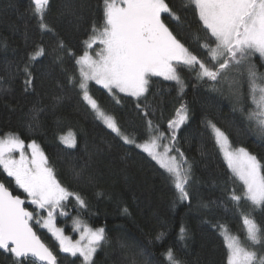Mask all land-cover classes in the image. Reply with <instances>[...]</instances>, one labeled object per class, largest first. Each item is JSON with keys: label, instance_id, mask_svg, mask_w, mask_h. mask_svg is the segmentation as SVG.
I'll return each instance as SVG.
<instances>
[{"label": "trees", "instance_id": "1", "mask_svg": "<svg viewBox=\"0 0 264 264\" xmlns=\"http://www.w3.org/2000/svg\"><path fill=\"white\" fill-rule=\"evenodd\" d=\"M168 2L181 16L182 30L166 22L190 51L206 60L205 51L195 40L196 33L202 40L204 33L193 10H184L185 0ZM33 9L31 0H0V136L18 134L26 145L35 140L56 178L87 202V210L78 211L75 201L70 200L66 208L70 215L57 216L58 225L71 235V223L79 214L91 227L105 228L107 241L95 255V264H167L164 254L168 248L183 264H226L223 237L214 225L224 224L246 242L242 217L227 200L228 192L235 189L240 194L242 185L233 180L205 122L210 120L225 131L233 147H245L264 162V138L245 119L247 111L254 110L246 70L230 72L232 77L223 74L217 83L197 80L195 71L182 69L186 85L182 96L174 81L158 77L150 79L148 92L139 100L118 93L119 104L106 90L89 86L98 104L115 117L126 134L138 140L146 132L148 120L170 135L168 121L181 103L187 104L190 118L176 133V147L192 165V181L190 200L181 202L167 173L96 120L82 102L78 87L69 83L70 76H78V66L59 51L58 44L63 41L76 56L81 55L93 24L102 25L103 0H50L45 23L53 32L39 28ZM37 46H42L46 55L30 65L33 85L26 90L23 68ZM253 59L258 73L264 74V60L258 56ZM234 89L241 95L239 105ZM138 103L140 108L136 107ZM240 106L245 114L239 111ZM33 116L37 119L30 128ZM69 131L75 133L74 149L64 147L59 140ZM0 182L23 198L2 169ZM26 207L32 210V206ZM241 209L251 211L264 227V206L255 208L242 201ZM181 226L187 231L184 240L179 239ZM34 230L56 254L58 264H81L77 258L61 253L46 230L39 225H34ZM251 250L264 256V245L251 246ZM0 264L14 261L9 253L0 251ZM25 264L36 263L27 259Z\"/></svg>", "mask_w": 264, "mask_h": 264}, {"label": "snow or ice", "instance_id": "2", "mask_svg": "<svg viewBox=\"0 0 264 264\" xmlns=\"http://www.w3.org/2000/svg\"><path fill=\"white\" fill-rule=\"evenodd\" d=\"M31 2L33 14L39 18V28L53 32L45 23L50 0ZM188 8L193 10L204 33L203 40L199 32L195 40L205 51L206 60L190 51L166 22L171 21L182 30L181 16L168 0H103L102 25L93 24L91 35L83 41L81 55L76 56L63 41L58 44L59 51L73 58L78 66V76H70L69 83L78 87L82 102L91 109L94 118L125 144L134 145L155 161L167 173L181 202L190 200L188 188L192 181V165L176 147V133L190 118L187 104L181 103L168 121L170 135L148 120L146 132L138 140L131 133L126 134L115 117L98 104L90 93L89 83L94 81L106 89L119 104L118 93L137 100L143 97L148 92L151 77L174 81L182 96L186 86L180 74L182 69L195 71L197 80L218 83L230 68H243L247 72L249 97L255 106L254 110L247 111L245 119L253 122L258 135L264 138V74L258 73L253 59L258 56L264 60V0H185L184 10ZM96 44L100 47L93 54L90 50ZM45 55L42 46L29 54L23 68L26 90L33 85L30 65ZM57 59L63 60L60 56ZM233 92L239 105V90ZM136 107L140 108V104ZM239 111L245 114L242 106ZM144 115L148 113L145 111ZM36 119L33 116L30 128ZM205 128L211 129L233 180L242 185V192L237 194L235 189L230 190L227 200L242 217L246 242L233 235L224 224L214 225L223 237L226 264H264V256L258 257L257 252L251 250V246L264 245V227L256 222L251 211L241 209L242 201L254 207L264 206V162L245 147H233L226 132L212 121H206ZM60 141L68 148L76 147L75 133L71 131L62 135ZM0 169L23 193V198L14 195L0 182V250L9 253L14 264H25L29 257L40 264H58L56 254L34 231V225H39L55 238L61 253L70 254L81 264H95V253L107 241L105 228L89 226L78 214L73 219V231L78 232L80 238L73 241L64 234L63 228L57 227V216L70 215L66 210L70 200L75 201L78 211L87 210L88 204L78 192L71 191L56 178L40 145L35 140L26 145L18 134L11 132L0 136ZM82 172L83 169L76 175ZM26 204L32 206V210ZM123 211L127 213L128 209ZM162 236L163 233L156 239ZM186 236L187 231L181 226L179 239L184 240ZM164 255L167 264H183L172 248Z\"/></svg>", "mask_w": 264, "mask_h": 264}, {"label": "rangeland", "instance_id": "3", "mask_svg": "<svg viewBox=\"0 0 264 264\" xmlns=\"http://www.w3.org/2000/svg\"><path fill=\"white\" fill-rule=\"evenodd\" d=\"M100 46L98 45V44H96V45H94L93 46V49H91L90 51L94 54L95 53V50H97L98 48H99ZM240 69H235V68H230L229 70H227V72H229V74H227V72L224 74L225 76H227V77H232L233 76V74L232 73H230V72H234V73H236V72H238ZM152 78H158V77H151L150 79H152ZM159 78H163V77H159ZM91 84H94V85H96L95 84V82L93 81V82H90L89 83V86L91 85ZM97 86H99L100 88H102L100 85H97ZM149 86V85H148ZM102 89H104V88H102ZM104 90H106V89H104ZM107 91V90H106ZM108 92V91H107ZM123 94V93H122ZM125 95V94H124ZM131 97V96H130ZM133 98H135V97H133ZM135 99H137V98H135ZM254 108H255V106H254ZM252 124H253V126H255L254 125V123L253 122H251ZM105 126V125H104ZM106 127V126H105ZM107 128V127H106ZM108 129V128H107ZM110 130V129H109ZM111 131V130H110ZM112 132V131H111ZM115 134V133H114ZM60 140V139H59ZM122 140V139H121ZM123 141V140H122ZM166 142V141H165ZM60 143H61V141H60ZM64 147H66V148H68L67 146H65L63 143H61ZM128 145V144H127ZM129 146H134V145H129ZM135 147V146H134ZM75 148V147H74ZM74 148H68V149H74ZM136 148V147H135ZM138 149V148H137ZM139 151H140V149H138ZM26 151H29L30 152V150H27L26 149ZM141 152V151H140ZM143 153V152H142ZM144 154H146V153H144ZM14 155L15 156H19V153H14ZM147 155V154H146ZM155 162V161H154ZM156 163V162H155ZM158 165V164H157ZM159 166V165H158ZM8 178H10V177H8ZM11 180H12V182H13V184H14V187H16L15 186V183H14V180L12 179V178H10ZM19 190V189H18ZM21 193H22V190H19ZM23 194V193H22ZM255 208H259V207H255ZM82 220V219H81ZM85 223H87L86 221H84ZM88 224V223H87ZM71 225H72V229H73V221H72V223H71ZM89 225V224H88ZM90 226V225H89ZM57 227H60L59 225H58V223H57ZM60 228H62V227H60ZM44 229V228H43ZM64 229V228H63ZM44 230H46L47 232H48V230L47 229H44ZM49 233V232H48ZM50 235H51V233H49ZM64 234L66 235V236H69V237H71V239L73 240V241H75V240H78L80 237H79V233L78 232H75V231H72V234L70 235V234H68L67 232H66V229H64ZM54 238V237H53ZM54 240H55V238H54ZM56 241V240H55ZM57 242V241H56ZM58 243V242H57ZM105 243H102V245H101V247L100 248H98V250H97V252L95 253V255L98 253V251H100L101 250V248H102V246L104 245ZM256 246V245H255ZM254 247V246H253ZM63 254H65V255H68V256H70V254H68V253H63ZM95 255H94V257H95ZM258 256V255H257ZM70 257H72V256H70ZM259 257V256H258ZM73 258H75V257H73Z\"/></svg>", "mask_w": 264, "mask_h": 264}, {"label": "water", "instance_id": "4", "mask_svg": "<svg viewBox=\"0 0 264 264\" xmlns=\"http://www.w3.org/2000/svg\"><path fill=\"white\" fill-rule=\"evenodd\" d=\"M35 231V230H34ZM41 239V238H40ZM42 241V240H41ZM43 242V241H42ZM44 243V242H43ZM45 244V243H44ZM46 245V244H45ZM47 246V245H46ZM0 251H3V250H0ZM28 260H31L33 262H35L36 264H40L39 261H35L33 258L29 257Z\"/></svg>", "mask_w": 264, "mask_h": 264}]
</instances>
